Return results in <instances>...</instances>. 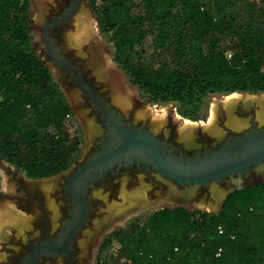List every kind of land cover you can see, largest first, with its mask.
Wrapping results in <instances>:
<instances>
[{
    "label": "trees",
    "instance_id": "16d2710c",
    "mask_svg": "<svg viewBox=\"0 0 264 264\" xmlns=\"http://www.w3.org/2000/svg\"><path fill=\"white\" fill-rule=\"evenodd\" d=\"M33 1L0 0V156L40 179L66 171L79 140L67 94L33 46ZM90 6L113 62L149 103L195 120L215 95L264 93V0ZM96 264H264V182L228 192L216 211L169 205L132 217L102 238Z\"/></svg>",
    "mask_w": 264,
    "mask_h": 264
},
{
    "label": "rangeland",
    "instance_id": "374dc122",
    "mask_svg": "<svg viewBox=\"0 0 264 264\" xmlns=\"http://www.w3.org/2000/svg\"><path fill=\"white\" fill-rule=\"evenodd\" d=\"M67 1L34 0L30 27L34 49L53 70L73 107V113H70L68 118L65 117V121L70 134L79 140V151L76 153L78 157L66 171L55 177L33 179L27 177L20 169L0 156V201L10 198L5 192V188L9 183H14L18 187L23 186L24 189L22 187L20 189V196L16 199L11 198V200L17 206L37 215L35 216L37 218L35 228L38 231L36 233L31 232L28 238L18 241L21 248L14 253L15 256L17 255L16 259H6L0 264H20L19 255L31 249L34 242L41 240L48 234H53L61 226L72 205V202L67 198L66 178L75 169V166L80 164L97 145L108 128L98 108L89 96L75 85L64 68L50 60L46 52L42 33L43 23L57 15ZM256 1L261 2L262 0ZM81 6L93 17L90 0H83ZM77 12L79 14V9ZM76 13L65 23L52 28L50 32L57 39L56 44L75 63L81 76L94 88L101 100L120 113L129 123L147 128L158 139L167 141L171 143L174 149L184 152H191L206 146L215 147L228 135L241 132L251 126L255 128L264 127V108L261 105L264 102V93L240 92V103L232 108L225 104V95H215L211 98L212 105L214 104L217 108V119L215 122L213 121L215 125H213V122H206L209 116V107L201 113L200 117L202 118L190 119L195 124H189L185 121L189 118L181 115L178 105L149 103L140 96L136 88L128 82L113 62L111 47L106 39L99 34L96 21L90 35H79L77 27L78 14ZM123 94H127L130 99L127 106H124L120 99ZM227 112H229V115ZM226 116H236L243 124L239 126L240 128H232L228 126L229 124H226ZM260 118L262 121H260ZM89 127L94 131L91 138L95 135L92 140L86 134ZM88 139L90 140L88 141ZM109 175V180L102 179L96 182L88 191L87 200L90 204V211L71 246V258L74 264H96L97 249L102 238L137 215L169 205L197 207L207 211L218 210L228 192L242 186L264 182V161L253 166L245 174L233 173L220 180H212L208 184L178 183L159 173L146 172L142 167L136 165L131 168L121 167L118 172L109 173ZM48 180L56 183L55 188L53 187L54 189L44 192L42 183L44 186ZM23 181H26L29 186L23 184ZM212 186L219 187L218 189L223 193L222 199L217 204L210 203V205H207L211 200ZM191 187L195 189V193L193 196L188 197L186 192ZM134 191H139L143 196L141 198L143 205L130 210L126 207V204L130 201L126 202V194L132 196ZM53 219L57 220L56 228L51 224ZM88 246H91L90 252L87 250ZM109 254L111 256L117 255L115 245L109 248ZM37 264L70 263L69 258L56 256L41 258Z\"/></svg>",
    "mask_w": 264,
    "mask_h": 264
},
{
    "label": "water",
    "instance_id": "95a60500",
    "mask_svg": "<svg viewBox=\"0 0 264 264\" xmlns=\"http://www.w3.org/2000/svg\"><path fill=\"white\" fill-rule=\"evenodd\" d=\"M83 0H68L61 11L45 21L42 33L50 60L66 69L73 81L89 96L100 111L108 128L96 147L66 178L67 198L72 202L68 215L52 238L35 243L22 264H37L42 257L69 256L72 241L85 223L90 211L88 191L93 185L115 173V168L142 167L178 183L208 184L211 180L233 174H245L264 161V127L253 126L230 134L215 147H203L191 152L176 150L171 143L158 139L147 128L129 123L83 81L74 64L64 55L50 30L68 21ZM94 18V17H93ZM95 19V18H94Z\"/></svg>",
    "mask_w": 264,
    "mask_h": 264
},
{
    "label": "crops",
    "instance_id": "0c3cea01",
    "mask_svg": "<svg viewBox=\"0 0 264 264\" xmlns=\"http://www.w3.org/2000/svg\"><path fill=\"white\" fill-rule=\"evenodd\" d=\"M212 103L213 102L211 101L209 105V111H210V107ZM216 119H217V108H216L215 120ZM225 121H227L226 124H229L228 126H230V123H231L230 127L232 128H236V127L240 128L238 126L240 125V123L242 124V121L234 118V116H226ZM23 184H26V186H29L28 183H26V181H23ZM21 187L22 189H24L23 186ZM21 187L20 186L18 187L14 183H9L5 188V192L10 198L0 201V262H3L6 259H9V257L12 254L19 251V248H21L19 246V242H18L19 240H22V241L25 240L26 238H28L31 232L33 233L38 232L35 228V225L37 223V218L35 216L37 215L33 214L32 212L26 209H23L17 206L15 202L11 200V198L16 199L17 197L20 196ZM42 188L44 189L43 183H42ZM44 191L48 192L45 189ZM136 192H139V191H136ZM16 215H19V216H16ZM14 216L16 217L14 218ZM16 218H18L17 219L18 221L16 223H19V224H16V223L14 224V222L16 221ZM12 219H15V220H12ZM20 220L22 221L21 223H20ZM51 222L54 228H56L57 220L53 219V221L51 220ZM49 224H50V221H49Z\"/></svg>",
    "mask_w": 264,
    "mask_h": 264
},
{
    "label": "bare ground",
    "instance_id": "6f19581e",
    "mask_svg": "<svg viewBox=\"0 0 264 264\" xmlns=\"http://www.w3.org/2000/svg\"><path fill=\"white\" fill-rule=\"evenodd\" d=\"M76 14H78V12L76 13ZM77 16V15H76ZM76 19H77V17H76ZM94 23H95V20H94V18L93 17H91L90 15H89V13H87L86 12V10L84 9V7L82 8V6L79 8V14H78V20H77V27H78V31H79V35L80 36H82V35H84V36H87V35H90L92 32H93V29H94ZM115 94V93H114ZM74 95V94H73ZM225 97H226V100H225V104L229 107V108H232V107H234V106H236L237 104H239L240 103V100H241V98H240V93L239 92H232V93H229V94H227V95H225ZM121 101H122V103L124 104V106H127L128 104H129V102H130V99H129V97L127 96V94H123L122 96H121ZM249 102V101H248ZM246 103V102H245ZM251 104V103H250ZM248 105V104H247ZM262 105V108H264V102L261 104ZM232 110V109H231ZM230 112V111H229ZM229 112H227V114L229 115ZM209 119H207L206 120V122H208V123H211V122H215V116H216V107H215V105L213 104V105H211V107H210V111H209ZM234 117H236V116H234ZM262 117V116H261ZM84 118V117H83ZM237 118V117H236ZM263 118V117H262ZM238 119V118H237ZM258 119V118H257ZM264 119V118H263ZM86 120H87V118H86ZM230 120V119H229ZM259 120V119H258ZM187 123H189V124H195L194 122H192V120H190V119H186L185 120ZM227 121H228V119H227ZM227 121H226V123H227ZM260 121H262L261 120V118H260ZM88 122V121H87ZM214 122H213V125H215L214 124ZM230 122V121H229ZM185 123V122H184ZM87 125H89L88 123H86ZM93 124V123H92ZM96 124V123H95ZM243 124V123H242ZM241 123H240V125H242ZM83 125H84V123H83ZM205 125H208V124H205ZM210 125V124H209ZM239 125V126H240ZM91 127H92V125H90ZM188 126V125H187ZM212 126V125H211ZM230 126H231V123H230ZM233 126V125H232ZM238 126V127H239ZM98 127V126H97ZM193 127V126H192ZM213 127V126H212ZM96 128V127H95ZM186 128V127H185ZM210 128V127H209ZM208 128V129H209ZM194 129V128H193ZM195 130V129H194ZM213 130V129H212ZM188 131H190V130H188ZM193 131V130H192ZM191 132V131H190ZM216 133H217V131H215ZM94 133V131H92V128L90 129V127H89V129L87 130V133L86 134H88V136L90 137V139L92 140L94 137H95V135H93L94 137H92L91 138V136H92V134ZM220 133V132H219ZM218 133V134H219ZM217 134V135H218ZM221 135V134H220ZM88 137V138H89ZM187 137V136H186ZM188 138V137H187ZM90 139H88V141L90 140ZM91 142V141H90ZM55 184L56 183H54V181H51V180H48L45 184H44V189L45 190H50V189H53V187L55 186ZM213 185V184H212ZM207 186V185H206ZM194 187V186H193ZM193 187H191L190 188V190H188L187 192H186V194H187V196L188 197H190V196H193L194 195V193H195V189H193ZM219 188V187H218ZM216 186H212V193H211V200L207 203V205H210V203L211 204H214V203H219L220 201H221V199H222V195H223V193L218 189ZM139 189H140V187H139ZM142 190V189H141ZM45 192V191H44ZM135 194V195H134ZM127 196H126V202L128 201V200H130L127 204H126V207L127 208H129L130 210H131V208H138V207H140V206H142L143 205V202H142V200H141V198L143 197L141 194H140V192H136V191H134V193H133V195L132 196H128V194H126ZM129 195H131L130 193H129ZM124 204H125V202H124ZM124 204H123V206H124ZM122 205V204H121ZM122 206V207H123ZM128 209V210H129ZM118 210V209H117ZM16 216H19V215H16ZM16 216H14V218L16 217ZM13 218V217H12ZM19 218V217H18ZM18 218H16V221L14 222V224L18 221L17 219ZM23 219V218H22ZM12 220H15V219H12ZM22 221L20 220V223H21ZM16 224H19V223H16ZM19 226V225H18ZM90 244V243H89ZM88 252H90L91 251V246H88ZM86 250V251H87Z\"/></svg>",
    "mask_w": 264,
    "mask_h": 264
},
{
    "label": "flooded vegetation",
    "instance_id": "af4514ba",
    "mask_svg": "<svg viewBox=\"0 0 264 264\" xmlns=\"http://www.w3.org/2000/svg\"><path fill=\"white\" fill-rule=\"evenodd\" d=\"M65 55V54H64ZM66 56V55H65ZM67 57V56H66ZM68 58V57H67ZM69 59V58H68ZM73 64H74V66H75V68H76V65H75V63L71 60V59H69ZM66 70V69H65ZM67 71V70H66ZM76 71L79 73V71L77 70V68H76ZM68 72V71H67ZM68 74H69V72H68ZM70 76V75H69ZM79 76L83 79V81L85 82V83H87L91 88H92V90H93V92H95V90H94V88L88 83V82H86L85 80H84V78L81 76V74L79 73ZM71 77V76H70ZM71 79H72V77H71ZM73 80V79H72ZM74 82V81H73ZM75 83V82H74ZM75 85L77 86V87H79L76 83H75ZM96 93V92H95ZM97 94V93H96ZM88 96V95H87ZM100 98V97H99ZM99 113H100V111H99ZM101 115V114H100ZM239 133V132H238ZM96 147V146H95ZM94 147V148H95ZM93 148V149H94ZM92 149V150H93ZM91 150V151H92ZM90 151V152H91ZM260 164V163H259ZM120 169V168H119ZM119 169H117V168H115V173L116 172H118V170ZM109 173H112L111 171H108L107 172V174H108V177H104L103 179H105V180H109L110 179V175H109ZM112 174H114V173H112ZM102 180V179H101ZM101 180H99V181H101ZM67 181V180H66ZM212 181V180H211ZM98 182V181H97ZM66 185V184H65ZM247 186V185H246ZM243 187V186H242ZM61 225H62V223H61ZM83 226V225H82ZM60 227L61 226H59V228L57 229V230H55L54 232H53V234H51V235H46V236H44L41 240H39V241H42V240H45V239H48V238H52V237H54L55 235H56V233H57V231L60 229ZM81 229V228H80ZM79 229V230H80ZM78 230V231H79ZM78 233V232H77ZM76 233V234H77ZM76 236V235H75ZM75 238V237H74ZM74 240V239H73ZM39 241H36V242H39ZM36 242H34V246H35V243ZM73 242V241H72ZM34 246L31 248V249H29L28 251H26V252H23V254L22 255H19L18 257V259H21V263L20 264H22V259L24 258V256L26 255V253H28L29 251H31L33 248H34ZM17 256V255H16ZM16 256H15V254H12L10 257H9V259H16ZM57 256H62V255H57ZM53 257H56V256H53ZM64 257H67V258H69V263L70 264H74L73 263V259L71 258V248H70V255L69 256H64ZM42 258H45V257H42ZM51 258V257H50ZM41 259V258H40Z\"/></svg>",
    "mask_w": 264,
    "mask_h": 264
},
{
    "label": "built area",
    "instance_id": "2783aa9c",
    "mask_svg": "<svg viewBox=\"0 0 264 264\" xmlns=\"http://www.w3.org/2000/svg\"><path fill=\"white\" fill-rule=\"evenodd\" d=\"M70 116V114L68 113L67 115H66V117L68 118Z\"/></svg>",
    "mask_w": 264,
    "mask_h": 264
}]
</instances>
